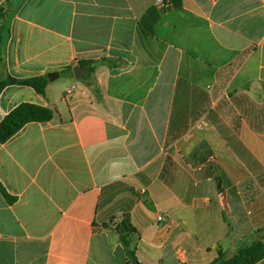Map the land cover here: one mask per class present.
<instances>
[{"label": "crops", "instance_id": "obj_1", "mask_svg": "<svg viewBox=\"0 0 264 264\" xmlns=\"http://www.w3.org/2000/svg\"><path fill=\"white\" fill-rule=\"evenodd\" d=\"M51 72L0 93L58 110L0 143V264H213L264 229V0H0V78Z\"/></svg>", "mask_w": 264, "mask_h": 264}, {"label": "trees", "instance_id": "obj_2", "mask_svg": "<svg viewBox=\"0 0 264 264\" xmlns=\"http://www.w3.org/2000/svg\"><path fill=\"white\" fill-rule=\"evenodd\" d=\"M91 64L92 62L80 63L82 66H90ZM67 70L72 71V68L68 67ZM90 71H94V69L91 68ZM48 84V76H38L22 80L8 76L4 80L0 78V93L7 86L22 85L30 86L34 88L37 93L45 96ZM57 113V109L35 104L23 103L19 105L0 122V143L7 142L28 123L51 122ZM0 190L9 201H13V198L7 194L6 190L1 185ZM131 257L134 260V264H139L137 260H135L134 254H131ZM261 260H264V229L256 232L254 241L249 247L241 250L237 255L228 260L220 258L213 264H257Z\"/></svg>", "mask_w": 264, "mask_h": 264}, {"label": "water", "instance_id": "obj_3", "mask_svg": "<svg viewBox=\"0 0 264 264\" xmlns=\"http://www.w3.org/2000/svg\"><path fill=\"white\" fill-rule=\"evenodd\" d=\"M87 70L88 68L85 66H78L73 69L76 78H78L81 74H85ZM58 77H59V73L57 72H51L48 74V79L51 82L55 81Z\"/></svg>", "mask_w": 264, "mask_h": 264}, {"label": "rangeland", "instance_id": "obj_4", "mask_svg": "<svg viewBox=\"0 0 264 264\" xmlns=\"http://www.w3.org/2000/svg\"><path fill=\"white\" fill-rule=\"evenodd\" d=\"M65 87V76H63L55 82V89L53 91L54 96L57 97L58 95H60Z\"/></svg>", "mask_w": 264, "mask_h": 264}, {"label": "built area", "instance_id": "obj_5", "mask_svg": "<svg viewBox=\"0 0 264 264\" xmlns=\"http://www.w3.org/2000/svg\"><path fill=\"white\" fill-rule=\"evenodd\" d=\"M158 4L162 7H166L168 5V0H157ZM72 90H69L67 93L70 94Z\"/></svg>", "mask_w": 264, "mask_h": 264}]
</instances>
